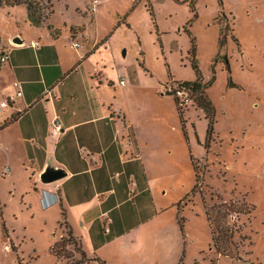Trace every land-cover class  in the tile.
<instances>
[{"label": "rangeland", "instance_id": "obj_1", "mask_svg": "<svg viewBox=\"0 0 264 264\" xmlns=\"http://www.w3.org/2000/svg\"><path fill=\"white\" fill-rule=\"evenodd\" d=\"M89 1L54 0L62 30L66 6ZM96 1L99 17L87 28L93 38L112 35L111 49L133 88L137 125L148 129L152 143L149 175L166 206H179L178 221L169 216L146 226L144 251L169 255L167 264H264V0ZM17 29L36 33L25 8L0 7V37ZM193 60L215 108L211 139L210 116L198 106V95L194 106L180 110L170 92L196 80ZM191 154L200 180L195 192ZM206 211L216 230L229 226L233 234L224 238L218 230L223 238L217 234L216 247ZM49 221L9 219L11 241L0 215V264H100L82 257L76 238L68 243L63 226L59 242L65 238L68 246L55 258Z\"/></svg>", "mask_w": 264, "mask_h": 264}, {"label": "crops", "instance_id": "obj_2", "mask_svg": "<svg viewBox=\"0 0 264 264\" xmlns=\"http://www.w3.org/2000/svg\"><path fill=\"white\" fill-rule=\"evenodd\" d=\"M53 2L51 29L36 28L27 19L36 33L7 30L0 37V58L8 57L0 62V103L10 102L0 109L3 232L13 240L9 219L26 225L40 218L45 226L51 220V248L62 237L63 224L89 258L167 264L169 255L156 248L144 251L150 240L146 226L169 216L178 221V206H166L149 175L152 143L148 129L137 125L129 100L133 88L111 49L112 35L93 38L87 28L96 24L101 3L93 13V1L66 6L62 30ZM17 36L24 44L12 43ZM74 40L80 48L72 46ZM15 82L24 88L20 98ZM55 119L64 129L57 139L50 135ZM49 170L64 177L43 184L40 177Z\"/></svg>", "mask_w": 264, "mask_h": 264}, {"label": "trees", "instance_id": "obj_3", "mask_svg": "<svg viewBox=\"0 0 264 264\" xmlns=\"http://www.w3.org/2000/svg\"><path fill=\"white\" fill-rule=\"evenodd\" d=\"M47 2V3H46ZM51 2L52 0H0V7L1 8H8V9H19L21 7L25 8L27 11V19L30 22V24L36 28H40V27H47L48 29H51V27L47 24L48 22V16L47 15V6H51ZM48 25V26H47ZM193 44V43H192ZM191 56H195V47L194 44L192 45L191 48ZM193 70L196 72V80L192 82H183V83H179L178 85L180 86H190L191 84L195 85L196 87V93L198 95V99H197V103L198 106L203 109L206 113L208 112L209 114V128H208V139H211L214 133V129L213 126L215 124V121L211 118L212 114H215V108L212 106L211 102L207 99V97L205 96L204 92L205 89H207V85H203V79L201 76V73L198 69L197 64L195 63V60H193ZM212 81H210L211 83ZM195 92V91H194ZM175 101L179 107L180 110V101L178 100V98L173 94ZM182 121H183V117H182ZM196 161L192 158V165L196 174V186L193 189V192H195L198 189L199 186V175L197 172V167H196ZM179 207V206H178ZM206 215H207V221L209 222L210 226H211V230H212V237L213 240L215 241V247L218 246V236L220 235V233L218 234V230L222 232V236H224V238H231V234L228 235V230H229V226L227 227H221L216 230L213 227V224L211 222V216H210V212L206 211ZM61 226H64L63 224ZM67 229V236H68V240L70 243L72 238H73V233L71 231V229L68 227V225L64 226ZM218 234V236H217ZM221 236V235H220ZM220 238H223V237ZM65 238H62V240L59 242H57L56 244H54V246L51 249V254L57 258L60 259L63 256H65L66 254V246H68L66 243ZM221 242V241H220ZM82 257H86V254L83 252L82 253ZM98 262H100V264H106L102 261L97 260Z\"/></svg>", "mask_w": 264, "mask_h": 264}, {"label": "built area", "instance_id": "obj_4", "mask_svg": "<svg viewBox=\"0 0 264 264\" xmlns=\"http://www.w3.org/2000/svg\"><path fill=\"white\" fill-rule=\"evenodd\" d=\"M98 2L96 0H93V6L91 8V12H95L96 11V6H97ZM72 46L74 48H80V44L77 40H74L72 42ZM8 61V57L6 55H3L1 58H0V62L1 63H6ZM125 84V81L122 80L121 81V85H124ZM14 87L17 91V98H20L23 96L24 94V88H23V85L22 83L20 82H15L14 83ZM189 91V88L187 86H180L178 85L177 87L173 88L171 87L170 88V92H172L177 98L178 100L180 101V107L182 110H184L187 106H189V103L191 101L190 99V94L188 93ZM10 107V102L9 100L7 101H2L0 103V109H8ZM64 132V129H63V126L62 124L57 120L55 119L54 122L52 123V129H51V132H50V135L52 138L54 139H57L59 136L62 135V133Z\"/></svg>", "mask_w": 264, "mask_h": 264}, {"label": "water", "instance_id": "obj_5", "mask_svg": "<svg viewBox=\"0 0 264 264\" xmlns=\"http://www.w3.org/2000/svg\"><path fill=\"white\" fill-rule=\"evenodd\" d=\"M12 43L14 45H22L24 44V41H22L20 36H17L15 39L12 40ZM63 177L64 174L61 171L49 170L43 173L40 178L43 184H51L59 181Z\"/></svg>", "mask_w": 264, "mask_h": 264}, {"label": "flooded vegetation", "instance_id": "obj_6", "mask_svg": "<svg viewBox=\"0 0 264 264\" xmlns=\"http://www.w3.org/2000/svg\"><path fill=\"white\" fill-rule=\"evenodd\" d=\"M193 83V82H192ZM188 88H189V91H188V93L190 94V99H191V101H190V103H189V105H193L194 106V104H195V97H196V95H195V93H196V87H195V85H193V84H191L190 86H188ZM195 91V92H194ZM206 118L207 119H209L208 118V116L206 115ZM204 148H206L207 149V147H206V145H205V147Z\"/></svg>", "mask_w": 264, "mask_h": 264}]
</instances>
